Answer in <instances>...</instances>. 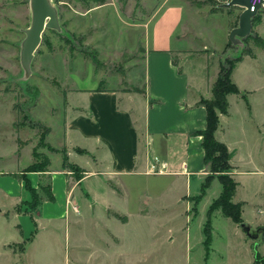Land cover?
Here are the masks:
<instances>
[{
    "label": "rangeland",
    "instance_id": "rangeland-1",
    "mask_svg": "<svg viewBox=\"0 0 264 264\" xmlns=\"http://www.w3.org/2000/svg\"><path fill=\"white\" fill-rule=\"evenodd\" d=\"M226 1L51 0L57 9L59 27L43 31L31 59L30 74L20 80V43L31 20L29 0H0V133L13 129L28 133L34 159L42 161L51 156L54 166L60 162L63 148L57 158L53 154L56 151L45 145H49L48 138L57 137L62 88L114 90L125 97H145L144 90L159 92V81L144 72L145 44L163 7L181 3L198 16L194 24L197 30L203 31L204 26L209 29V35L199 33L197 38L190 32L188 37L193 42L187 50L192 56L206 55L209 77L214 79L219 64L239 55L244 48L257 56L256 60L243 56L244 60L233 68L231 80L239 93L229 95L227 108L231 116L222 124L228 125L227 139L236 149L235 164L240 169L264 168V49L254 42L256 38L264 40V18L252 21L246 44L234 45L228 34L237 26L241 8L228 10L221 6ZM216 7L221 10L213 16L211 8ZM188 19L191 16L185 11L184 22ZM203 42L206 50L202 49ZM199 83L201 80L198 89L203 86ZM165 95L169 99L170 94ZM167 98L165 102H169ZM167 105L164 117L157 123L161 129H172L177 124L173 109ZM226 113L227 110L223 114ZM144 118L145 123L137 117L135 127L139 161L148 159L149 173H144L141 166L135 173L106 181L115 195L111 194L108 203L97 206L95 211L76 198L79 212L70 205V219L57 225L50 238L51 246L44 245L42 239L37 251L30 252L38 264H264V234L249 238L239 223L224 216L220 208L210 212L207 222L208 208L221 191L219 174L228 175L237 185L236 171L230 166L210 173L203 162L202 182L207 177L210 183L200 197V186L195 181L189 183L192 178L198 179L197 175L173 174L166 168L159 174L151 172L156 159L151 155L146 112ZM160 141L159 137L162 155ZM80 170L66 169L70 173L69 188L78 174L83 175ZM237 180L240 185L229 201L240 203L239 219L245 221L262 211H256L252 204L242 210V202L236 200L254 201V194L264 192V186L258 175H239ZM44 183L43 180L41 184ZM74 216L78 221L73 220ZM260 225L253 222L251 227ZM13 253L9 256L0 251V264H25L16 250Z\"/></svg>",
    "mask_w": 264,
    "mask_h": 264
},
{
    "label": "crops",
    "instance_id": "crops-1",
    "mask_svg": "<svg viewBox=\"0 0 264 264\" xmlns=\"http://www.w3.org/2000/svg\"><path fill=\"white\" fill-rule=\"evenodd\" d=\"M185 11L191 19L184 22ZM193 13L181 3H171L164 6L153 21L149 40L145 44L144 72L148 78L153 75V79L159 81V92L151 94L144 90L145 97H125L114 90L62 88L59 103L61 121L59 127H56L57 137L48 138L47 143L56 150L53 154L57 158L59 150L64 148L67 160L83 169L82 177L75 179L70 188V173L62 168L61 153L60 162L57 161L54 166L49 156V165L43 173L25 170L35 161L34 145L29 144V138H26L29 134L23 130L17 132V129L0 133L1 253H10L9 256H12L16 250L25 264H38L37 258L30 252L37 251L42 239L44 245L51 246L50 238L54 236L57 225L62 220L70 219V205L74 212H79L76 198L80 197L81 202L91 205L95 211L97 206L108 203L111 194L115 195L106 181L135 173L141 166L144 167V173H149L146 171L148 159L139 161V137L135 127L137 117L145 123V112L153 158L165 162L167 171L170 170L173 174L197 175L199 178H192L189 183L195 181L200 186L201 173H204L203 149L201 136L195 132L205 127L206 111L197 102L200 98L211 97L210 86L217 72L214 79L209 77L206 55L192 56L187 51L193 42L188 37L190 32L195 33L196 38L199 33H206L205 36L210 34L205 26L203 31L197 30L198 26L194 24L198 16ZM213 13V16L218 15ZM224 21L227 36L228 25ZM206 45L201 43L202 49L206 50ZM246 56L249 55L244 57ZM250 57L252 60L257 59V56ZM199 80L203 89L197 87ZM165 93L170 94L169 99ZM230 94L232 93L226 95L227 99ZM166 98L169 102H165ZM167 103L173 109L177 124L172 129H161L157 123L160 117H164L163 109L168 108ZM230 116L228 108L226 114L218 113L219 121L214 135L227 146L231 170L236 171V190L240 185L237 180L239 175H258L264 186V168L240 169L233 161L236 149L231 147L227 139L228 125L226 122L222 124L223 119L229 120ZM159 137L160 144L163 145L162 155L159 154ZM18 140H23V143ZM79 149L85 152L80 153ZM23 172L32 188L48 186V193L39 189L41 203L33 214L28 205L31 201L30 191L23 180L13 176ZM42 174L46 177H41ZM43 180L45 183L41 184ZM254 198L256 200L251 199L254 201H236L242 202V210L251 204L256 211L260 209V214L252 217L249 215L244 220L250 226L253 222L263 225L264 192H256ZM73 220L78 221V218L74 216Z\"/></svg>",
    "mask_w": 264,
    "mask_h": 264
},
{
    "label": "trees",
    "instance_id": "trees-1",
    "mask_svg": "<svg viewBox=\"0 0 264 264\" xmlns=\"http://www.w3.org/2000/svg\"><path fill=\"white\" fill-rule=\"evenodd\" d=\"M231 6L228 8L230 10ZM221 8H211V12L220 11ZM258 18V16H254L252 21ZM249 39V35L243 38V42L246 44V41ZM258 44L261 48L264 49V40L262 38H256L254 41ZM229 43V41H228ZM251 55L250 51L246 48L242 49L240 54L234 57L225 58L224 62L219 64V69L216 75L215 80L212 82L210 86L211 98H200L197 104L202 105L206 111V124L205 127L201 130L195 132L196 135L201 136V147L203 149V162L204 164H208L209 172L210 173H219L224 169H228L230 164L228 162V150L226 145L223 142L218 141L215 136L214 132L218 126V113H225L227 110L228 102L226 95L229 93L238 94L239 89L237 88L236 84L231 80V72L235 67L236 63L242 60L243 56ZM48 132V128H45V133ZM50 151H56L50 145H45ZM80 152H85L84 150H80ZM62 154V168L63 169H72V170H80L75 164L70 163L67 160L66 151L63 148L61 150ZM38 155H41L39 153ZM33 156H36L35 151H33ZM44 160H35L33 161L25 170H33L39 171L43 173L46 171V167L49 165L48 157H44ZM82 172V170H80ZM14 177L23 180L25 187L31 193V201L29 202V209L30 213L33 214L37 211L38 206L41 203V197L38 193V189H34L30 186L29 181L23 174L15 173L13 174ZM41 177H46L42 174ZM82 174H78L76 176L77 179L81 178ZM42 179V178H41ZM219 183L221 185V191L219 196L213 200L208 208L207 211V222L209 220V214L212 210L216 208H220L221 213L224 216L231 218L234 222H242L240 221V213L241 207L240 203H231L229 201L230 197L233 195V192L236 187V183L232 180L231 177L224 174H219L218 177ZM210 180L206 177V179L200 185V195H202L203 191L208 187ZM48 191V186H39V189ZM48 197L50 198L49 194Z\"/></svg>",
    "mask_w": 264,
    "mask_h": 264
},
{
    "label": "water",
    "instance_id": "water-1",
    "mask_svg": "<svg viewBox=\"0 0 264 264\" xmlns=\"http://www.w3.org/2000/svg\"><path fill=\"white\" fill-rule=\"evenodd\" d=\"M221 6L225 8L231 6L241 8L237 26L230 29L228 38L234 45L243 46V38L250 34L255 10H250L251 5L248 0H228ZM29 7L31 13L30 25L24 30L25 37L20 43V64L22 67L20 80H26L30 74L31 59L36 48L40 45L43 31L59 27L57 9L51 0H29ZM238 225L246 236L251 239H256L259 235L264 234V224L257 228H252L249 223L242 221Z\"/></svg>",
    "mask_w": 264,
    "mask_h": 264
},
{
    "label": "built area",
    "instance_id": "built-area-1",
    "mask_svg": "<svg viewBox=\"0 0 264 264\" xmlns=\"http://www.w3.org/2000/svg\"><path fill=\"white\" fill-rule=\"evenodd\" d=\"M250 6V10L254 11L255 10V14L254 16H258V17H262L264 18V0H248ZM253 16V17H254ZM156 164L152 163L151 164V172L153 173H162V170L166 168V163L165 162H159L157 160Z\"/></svg>",
    "mask_w": 264,
    "mask_h": 264
}]
</instances>
